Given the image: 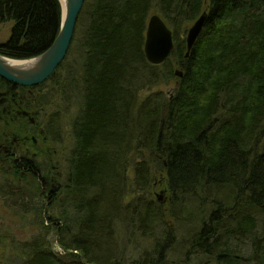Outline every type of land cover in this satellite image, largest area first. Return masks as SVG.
<instances>
[{"label":"trees","instance_id":"obj_1","mask_svg":"<svg viewBox=\"0 0 264 264\" xmlns=\"http://www.w3.org/2000/svg\"><path fill=\"white\" fill-rule=\"evenodd\" d=\"M153 11L173 34L161 64L144 50ZM204 11L187 56L189 25ZM9 21L0 54L34 57L59 32L60 2L0 0ZM170 83L168 94L156 89ZM18 88L31 89L53 145L62 118L71 138L67 171L45 200L37 172L22 181L5 165L13 201L45 205L35 212L46 234L22 244L19 264H264V0H85L45 82L0 77V98ZM158 172L168 202L153 195Z\"/></svg>","mask_w":264,"mask_h":264},{"label":"flooded vegetation","instance_id":"obj_2","mask_svg":"<svg viewBox=\"0 0 264 264\" xmlns=\"http://www.w3.org/2000/svg\"><path fill=\"white\" fill-rule=\"evenodd\" d=\"M31 96V89L18 88L0 98V176L9 174L4 171L5 165L7 171L19 173V180H31L29 175L37 172L41 188L38 196L45 200L50 184L62 171L59 153L47 134L45 122L35 112Z\"/></svg>","mask_w":264,"mask_h":264},{"label":"water","instance_id":"obj_3","mask_svg":"<svg viewBox=\"0 0 264 264\" xmlns=\"http://www.w3.org/2000/svg\"><path fill=\"white\" fill-rule=\"evenodd\" d=\"M64 1L65 15H62L59 33L51 46L39 55L26 59H15L0 54V77L2 79L19 86H36L45 82L62 63L74 37L85 0ZM59 2L62 8V0ZM207 17L208 14L204 11L189 27L186 36L187 56L201 35ZM173 49L172 30L159 14H152L148 21L144 46L147 59L153 64H161L170 56ZM176 74L181 76L182 72L177 70ZM165 192L162 190L157 195L160 202L165 201Z\"/></svg>","mask_w":264,"mask_h":264},{"label":"rangeland","instance_id":"obj_4","mask_svg":"<svg viewBox=\"0 0 264 264\" xmlns=\"http://www.w3.org/2000/svg\"><path fill=\"white\" fill-rule=\"evenodd\" d=\"M154 13H156V11L152 12V14ZM12 24L13 23L10 21L0 22V42L9 38ZM191 25L192 24H190L189 27ZM173 84L174 83L161 85L156 89L160 88L168 94V90ZM74 109L72 113H74ZM53 110L54 107H52V105L46 109L49 113L53 112ZM40 113V118L44 121L46 119L45 112L42 110ZM62 124H64L62 126V143L54 144V149L59 153L58 159L60 170L65 174L67 171L66 152L70 150L71 138L69 132V120L62 118ZM156 176V182L153 186V195L157 197L162 190H165L164 202H168L170 194L167 191V186L164 182L165 174L163 172H158ZM10 179L14 180L10 173L8 175L4 174L0 176V191H2L0 192V264H19V258L22 257L21 253L24 248L22 244L32 240L34 237L39 235L44 236V234H46V229L42 225H39L35 212L36 210L39 212V208L42 209L45 205L35 197L30 200H25V202H20V199L18 201H13L12 197H16L11 194H15L14 191H17V189L14 188L17 180L11 181ZM22 181H25V179H22ZM6 192H9L10 195L5 194ZM38 193H40L39 190H37V194ZM52 212L57 215L56 212ZM47 223L49 226L52 225L50 228L51 232L49 233V239L54 247V251L57 253H63V250L56 241L57 235L55 232V226L50 222Z\"/></svg>","mask_w":264,"mask_h":264},{"label":"bare ground","instance_id":"obj_5","mask_svg":"<svg viewBox=\"0 0 264 264\" xmlns=\"http://www.w3.org/2000/svg\"><path fill=\"white\" fill-rule=\"evenodd\" d=\"M62 4H63V6H62V8H61V21H62V15H63V16L65 15V10H66V9H65V1H64V0H62ZM62 13H63V14H62ZM59 30H60V29H59ZM146 32H147V31H146ZM58 33H59V32H58ZM57 35H58V34H57ZM56 37H57V36H56ZM55 39H56V38H55ZM53 42H54V41H53ZM70 45H71V44H70ZM69 48H70V47H69ZM46 50H47V49H46ZM68 51H69V50H68ZM66 56H67V55H66ZM63 61H64V60H63ZM63 61H62V62H63ZM59 66H60V65H59ZM59 66H58V67H59ZM58 67H57V68H58ZM178 71H179V70H178ZM181 72H182V71H181ZM182 75H183V74H182ZM182 75H181V76H182Z\"/></svg>","mask_w":264,"mask_h":264}]
</instances>
